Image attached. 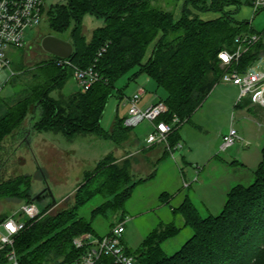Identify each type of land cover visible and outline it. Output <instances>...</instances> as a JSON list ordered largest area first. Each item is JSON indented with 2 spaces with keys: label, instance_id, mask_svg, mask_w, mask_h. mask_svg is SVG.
I'll return each mask as SVG.
<instances>
[{
  "label": "trees",
  "instance_id": "obj_1",
  "mask_svg": "<svg viewBox=\"0 0 264 264\" xmlns=\"http://www.w3.org/2000/svg\"><path fill=\"white\" fill-rule=\"evenodd\" d=\"M153 1L65 0L44 8L51 32L61 35L72 28L71 63L81 69L93 67L99 80L90 89H79L68 101H61L50 94L74 75L73 69L58 64L59 57L51 56L33 75L29 74L32 83L23 81L25 75L14 72L10 78L12 87L24 84L12 97H0V156L10 152L3 145L8 138H14L21 146L29 142L32 134L46 132L62 134L70 140L80 135H98L116 145L127 141L133 129L124 126V119L117 118L110 131L102 128L101 121L117 82L135 69L138 70L130 81L147 76L166 91L167 98L159 102L165 103L169 112L161 119L180 120L181 125H176L169 139L173 148L181 142L182 124L191 121L226 72L244 74L264 59V32H256L251 22L238 21L228 13L204 20L190 9L224 13L225 7L235 5L236 14L241 0H185L178 20L172 12L155 8ZM86 16L104 20V26L97 28L91 39L83 34ZM255 34L261 38L246 46V52L237 62L231 66L222 64L221 52L233 53L239 46L238 37ZM153 44L145 62L148 48ZM251 104L244 100L236 107ZM250 110L259 112L256 107ZM115 161L109 154L93 171L85 173L72 207L55 215L44 211L40 218L26 222V228L15 239L20 264H71L79 257L74 238L85 233L96 234L95 219L107 210L124 208L138 184L120 191L130 184L132 176L127 167L121 168ZM3 166L0 157V170ZM253 175L251 185L239 184L229 190L224 208L217 216L202 217L187 197L174 209L177 218L183 220L181 226L175 222L159 225L144 238L137 253H129L136 257L137 264H264V146L262 161ZM154 177L155 173L139 182L148 183ZM30 185L29 176L2 180L0 198L15 197L34 203ZM97 196L105 197L106 201L92 212L90 220L80 217V210ZM165 197L169 195L162 194L160 200L167 202ZM186 229L192 230L193 236L175 254H166L163 245ZM4 255L5 251L1 253L0 264H6Z\"/></svg>",
  "mask_w": 264,
  "mask_h": 264
},
{
  "label": "rangeland",
  "instance_id": "obj_2",
  "mask_svg": "<svg viewBox=\"0 0 264 264\" xmlns=\"http://www.w3.org/2000/svg\"><path fill=\"white\" fill-rule=\"evenodd\" d=\"M64 1L46 0V5L52 7ZM184 2L185 0H155L153 6L172 12L178 17ZM190 9L193 14L199 15L202 19L219 18L222 14L228 13L237 20L251 21L256 32H264V12H260L254 18L252 8L245 3L241 4L236 14H234L237 9L235 5L225 7L224 13L212 10L199 12L192 7ZM103 26L104 20L86 16L83 34L87 39H91L93 32ZM71 30L72 28L61 35L54 34L50 31L47 19L35 28H28L24 35L25 48H11L7 52L12 62L11 70L18 72L19 75H25L23 81L31 82L32 78L28 75H33L39 65L52 59V55L42 49V39L51 35L70 42ZM153 46L154 44L148 48L144 61L151 55ZM137 70L135 69L117 82L113 97L110 98L101 121L105 131L111 130L117 118H126L129 110L127 100L139 90V87L145 88L147 100H152L154 97L160 100L167 98L166 91L158 88L156 82L147 76L130 81L132 74ZM7 73L10 74L9 71ZM22 85L12 87L9 81L3 87L0 97L6 99L12 97L15 90ZM79 89L78 83L72 76L67 79L65 85L52 91L50 96L57 100L68 101ZM119 91L122 92L121 98ZM238 95V87L220 81L202 107L192 116L191 121L185 125L182 124L183 127L179 132L182 148L173 151L174 155L165 145L142 147L152 126L148 122H143L139 127L134 128L130 132L129 139L120 145L104 140L98 135H80L70 140L62 134L51 132L32 134L29 142L21 146L16 144L14 138H8L3 145L10 149V152L0 156L4 161V166L0 170V182L17 176H29L31 179L30 194L33 199L38 197L34 204L40 210L41 215L44 211L47 215H55L74 205V194L84 181L85 173L93 171L98 162L112 154L116 160L114 163L121 168L127 167L132 176L130 184L122 187L120 191H126L134 184H138L133 188L124 208L107 210L95 219L93 227L98 236H104L111 228L124 221L126 224L124 244L128 252L137 253L144 238L156 229L153 221H157V216H160L164 222L173 220L171 217L166 219L169 208H164L160 212L155 211L159 205L158 197L168 190L170 187L168 184H172V181H169L168 177H160L155 181H149L150 184L139 182L140 179L150 177L148 172L154 169L155 159H149V154L154 155L156 151H159L160 155L166 156L165 153H167L165 158L167 162H173L172 157H174L182 167H184V161L194 166L192 172L195 177L192 182L183 184L182 194L189 196L204 218L211 214L217 216L222 212L226 202L224 184L230 183L231 177L240 180L235 182L234 186L239 183L248 186L254 182L252 171L235 170V167L228 166L226 163L233 162L235 159L240 160L239 157L243 154L249 157L248 164L254 170L260 160L262 161L264 125L259 127V123L245 114V111L235 109L234 104ZM231 126L237 130L240 140L232 148L222 152L220 151L221 135L228 133ZM135 136L139 143L134 141ZM188 166L185 167V171L191 175ZM205 167L206 171L201 174L200 168ZM212 176L216 179L226 176L224 177L226 180L213 185ZM189 187L191 188L186 190ZM105 201V197L97 196L80 210L79 216L90 220L92 212ZM146 202L147 208H152L151 211L144 208ZM27 204V201L15 197L0 198V221L12 217L16 220H25L26 217L20 213V210ZM175 224L181 226L180 218L175 220ZM192 236V230L186 229L176 238L166 242L163 249L171 256L179 251ZM1 253L3 250L0 247V257Z\"/></svg>",
  "mask_w": 264,
  "mask_h": 264
},
{
  "label": "built area",
  "instance_id": "obj_3",
  "mask_svg": "<svg viewBox=\"0 0 264 264\" xmlns=\"http://www.w3.org/2000/svg\"><path fill=\"white\" fill-rule=\"evenodd\" d=\"M241 1L251 7L254 14L264 11V0ZM46 7V0H0V95L5 84L15 74L11 70L12 62L7 52L11 48H25V31L41 25L46 19L44 12ZM259 39L260 36L256 34L238 37L237 50L233 53L223 51L219 54V59L224 66H231L246 52V46L258 42ZM105 50L104 48L102 52ZM57 62L61 66L73 69L74 79L82 90L90 89L99 80L93 67L81 69L74 66L69 59L62 58ZM7 71L10 72L9 75ZM221 81L239 88L238 102L249 100L253 105L264 109V71L253 66L244 74L237 71L226 72ZM143 94L144 89L140 88L128 99L129 110L124 119V126L134 129L143 122L150 123L152 129L145 139V146L165 145L174 155L173 151L181 149L182 143L172 148L169 139L177 129L176 125H181L180 120L177 117H173L170 122L161 119L169 112L168 106L163 102H157L145 109L140 108L139 102ZM238 140H240L239 134L231 126L229 132L222 137L220 151L229 150ZM20 213L26 217L25 220H16L12 217L0 223V247L5 251L6 264H20L14 248L15 239L26 228L27 221L41 217V212L34 203L24 205ZM125 228L126 224L123 221L111 228L104 236L85 233L75 237L73 245L80 251V255L71 264H137L136 257L128 252L124 244Z\"/></svg>",
  "mask_w": 264,
  "mask_h": 264
},
{
  "label": "crops",
  "instance_id": "obj_4",
  "mask_svg": "<svg viewBox=\"0 0 264 264\" xmlns=\"http://www.w3.org/2000/svg\"><path fill=\"white\" fill-rule=\"evenodd\" d=\"M181 13H182V9H181ZM181 13H180V15L178 17L175 16V19L176 20H178L180 18ZM259 13L260 12L254 14V12H253L254 18ZM216 18L204 19V20H213V19H216ZM238 21H242V20H238ZM247 22H251V21H247ZM146 61L147 60H145V62ZM254 67L255 68H258L259 70L264 71V59H262L261 61H259ZM140 88H143V87H139V89ZM143 89H144V94H143V96H142V98H141V100L139 102V107L140 108L145 109V108L149 107L150 105L155 104V103H157V102L160 101V99L158 97H154V99H152V100H150V99L147 100V93L145 91V88H143ZM238 98H239V95H238ZM247 101H249V100H247ZM237 103H238V99H237V101L234 104L235 109H239V110L245 111L246 112V113L244 112L245 114L249 115L251 118H253L256 122L259 123V125H258L259 127H262L264 125V109L262 107L257 106V105H253V104H251L250 107H236L237 106ZM127 105H128V100H127ZM251 107H256L259 112L257 114L256 113H253V111L250 110ZM241 113L243 114V112H241ZM151 129H152V126L149 129V132L151 131ZM225 134H227V133H225ZM225 134H222L221 135V139H222V137ZM133 138H134V141H137L138 142L137 136H135ZM180 140H181V137H180ZM144 146H145V143H144V145H142V147H144ZM154 149H152V150H154ZM151 152H153V151H151ZM149 156H150V157H148L149 159L150 158H152V159L154 158L155 159L153 171L150 172V170H149V172H148V173H150L149 175H152L153 173H155V177L150 182L155 181L157 178H160V177L161 178L162 177H166V178L168 177V180L169 181L170 180L172 181V184H168L170 186L168 188V190H165V192H163V194H168L169 195V197H165L164 198V200L167 201V202H164V201L160 200V196L162 195L161 194L158 197V203H159V205H157V207L155 208V211L156 212H158V211L160 212V211L164 210V208L165 209L166 208H169L168 212L166 211L168 213L166 219H169L171 217L173 220L170 221V222H164V221L161 220L160 216H157L156 217V220L157 221H153L154 222L153 225H156V228H157L161 224H169L171 222H175L176 219H179L174 214V209H176L179 206H181V204L185 201V199L187 197H189L187 195H183L182 194V191H184L183 190L184 189L183 184L185 182H188V183L190 181L192 182V180L194 179L195 176L193 177L194 174L192 172L193 169H194V166L191 163L189 164L188 162H185L184 161V167H182L181 165H179V163L177 162V160L174 157H172V155H171V157L173 159V162H167L166 159H165L166 156L160 155V152L159 151H156L154 153V155L153 154H149ZM239 158H240V160L239 159H235L233 162H226V163H227L228 166L235 167L236 168L235 170H250L253 173L256 170V168L258 167V165L260 164V162H261V160H260V162L257 164V167L255 166L256 168H254V170H253L252 167L248 164L249 157L247 155H243L242 154V156L240 155ZM261 159H262V150H261ZM232 163H234V164H232ZM187 166L190 168V172L192 173L191 175H190V173L188 175V171L187 172L185 171V167H187ZM205 171H206V167L205 168H200V171L199 172H201V174H203V172H205ZM224 177H226V176L221 177V179H216V178H214L212 176V179H213L212 184L214 185V184H216V182L219 183L220 181L221 182H224L226 180V178H224ZM231 178H232V181L230 179V181H231L230 183H227L226 182L224 184V186H225V188H224L225 189L224 190L225 196L224 197L225 198H227V193L229 192V190L232 187H234V183L240 181L238 178H235V177L234 178L231 177ZM150 182L148 184H150ZM239 184H237V185H239ZM190 185H192V184H190ZM191 187L187 188L186 190L190 189ZM147 205L148 204L146 202L144 208L146 210L151 211L152 208L151 209H148L147 208ZM180 220H181V225H182L183 224V220L182 219H180Z\"/></svg>",
  "mask_w": 264,
  "mask_h": 264
},
{
  "label": "water",
  "instance_id": "obj_5",
  "mask_svg": "<svg viewBox=\"0 0 264 264\" xmlns=\"http://www.w3.org/2000/svg\"><path fill=\"white\" fill-rule=\"evenodd\" d=\"M41 47L46 53L62 59L71 58L74 52L73 45L70 42L51 35L42 39ZM37 107L38 105L33 110V118L37 114ZM37 198L38 197H35L33 202L37 200Z\"/></svg>",
  "mask_w": 264,
  "mask_h": 264
}]
</instances>
